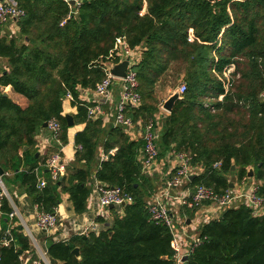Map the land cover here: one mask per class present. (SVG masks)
Returning a JSON list of instances; mask_svg holds the SVG:
<instances>
[{
	"label": "trees",
	"instance_id": "1",
	"mask_svg": "<svg viewBox=\"0 0 264 264\" xmlns=\"http://www.w3.org/2000/svg\"><path fill=\"white\" fill-rule=\"evenodd\" d=\"M14 1L24 15L17 20L18 40L0 33V58L7 61L6 69L0 67V89L10 86L27 106L19 107L0 91V167L14 173L11 183L21 182L40 210L52 213L61 194H67L75 214L86 210L101 130L77 100L81 90L94 89L104 77L102 63L120 36L129 49L141 52L133 66L140 104L126 110L132 122L153 121L159 111L156 85L163 77L175 81L172 88L186 85L164 119L159 148L192 157L200 173L188 187L203 185L222 195L229 189L228 175L239 182L253 178L255 193L264 200V0H80L74 12L64 0ZM230 65L234 72L225 92L222 75ZM68 94L77 108L75 124H86L74 137L75 161L83 168L65 166L60 181H53L48 170L38 189L34 137L55 119L62 129L59 141L66 142L61 112ZM113 135L118 148L97 165L95 180L124 190L132 201L108 208L107 217L97 216L86 235L49 241L50 264H176L171 231L148 211L146 198L153 190L138 160L143 140L129 141L117 127ZM250 168L253 175L247 178ZM181 210L189 220L195 212ZM10 211L4 198L0 212ZM5 231L12 241L0 248V264H20V252L30 249L28 239L17 227ZM75 248L78 256L72 254ZM183 264H264V210L255 213L244 203L226 208L199 229Z\"/></svg>",
	"mask_w": 264,
	"mask_h": 264
},
{
	"label": "crops",
	"instance_id": "2",
	"mask_svg": "<svg viewBox=\"0 0 264 264\" xmlns=\"http://www.w3.org/2000/svg\"><path fill=\"white\" fill-rule=\"evenodd\" d=\"M69 2L68 6L70 9V12L74 11V5L71 4L73 2L72 0H64ZM146 12V4H143V9L141 11V14L143 15ZM18 19H12L5 23L3 26H0V33L1 36L5 37L7 40L15 39L18 40L20 38L19 35V28L17 25ZM191 31V30H190ZM189 31V37L192 38L191 32ZM140 48H136L132 50L131 59L133 57L134 60H139L141 52L139 51ZM119 55L118 61H123L126 59V56H124L120 51L117 53ZM109 61H106V64H109ZM0 67L2 69H6L7 67V61L4 58H0ZM231 67H226L223 71L225 72L227 69ZM223 72V73H224ZM166 79V77H165ZM164 77L160 80V82L157 83L156 86L163 83ZM166 82V81H164ZM179 85V83H178ZM177 86V85H176ZM170 88V92L168 91L167 97L165 99L159 100V111L153 116V121L155 123L156 129L158 131V145H160V137L164 130V119L166 117L167 113L162 109V105L164 101H166L171 95L174 94V92L177 90V87ZM0 91L2 92L3 96L8 97L11 99L14 103H16L19 107L25 108L27 106V101L25 98H23L20 95H17L12 92V89L10 86L1 88ZM120 96V84L115 81L111 87L110 94L108 97L100 99L99 101V111L96 113V115L91 118L92 121H99L100 122V130L101 133L99 135V143L96 150V163L92 165L91 168V174H90V193L87 199L86 203V210L84 213L81 214H75L72 210L71 203L68 200L67 194H61L60 197V203L57 205L56 208H54L60 222V226L57 227L55 231L52 232H45L38 230L35 227V205L33 204L32 200L27 196L26 191L24 187L22 186L21 182L17 181L16 183H11V180H13L14 173L12 172H4L3 178L7 177L8 180H5L3 182L4 188L6 191V201L9 204V207L11 208V211H15V215L10 218L8 214L2 216L0 212V235H2L3 229L7 230L11 227H17L19 231H22V233L27 237L30 249L28 251L20 252L19 255V261L20 264L25 262L26 264H33L38 260L41 256V252H46V245L49 241L51 242H60V241H67L72 236L79 234L84 229H88L91 227V225H94V219L97 217V212H99V209L97 207V194L95 191V187L98 181L95 180V171L97 165L107 160L109 156H112L117 148L119 140L111 141L112 138H115V135H113V129L116 128L114 125V118L116 115V104L119 100ZM157 98V97H156ZM158 99V98H157ZM78 102H80L82 105H85L87 108L92 107L95 105L96 97L93 93V89H85L81 90L78 95ZM175 104V103H174ZM174 106V105H173ZM127 107H134L131 105H127ZM138 107V106H136ZM134 107V108H136ZM66 114H71L73 119V125L71 127H67L65 130V138L66 142L59 147V151L61 154L62 162L65 166H71L77 169L83 168L82 163H77L75 161V152H76V145L74 143V137L75 134L78 132H81L86 124L85 122H76L74 116L77 114V108L76 106L72 105V101L68 98H64L62 101V112L61 116L64 117ZM152 121V120H151ZM66 124V122H65ZM145 126V121L143 120H137L132 122V128H124V127H117L120 128L123 135L129 140V141H138L142 139V133ZM109 141V144H112L113 146L108 149L106 147V141ZM35 150H36V156L39 158L40 164L39 168L36 169V172H39V169L45 168L43 170L40 169V174L38 177V184L41 181H45V177L42 175L43 173L49 172L46 168V160L48 157L52 154L51 149H57L56 143L50 142L48 131L46 128L41 130L35 137ZM28 148L25 146L23 147V151L27 150ZM22 152H19V156H22ZM143 150H139L138 154V160L140 161V164L142 166V171L145 174V176L148 178L152 185L153 194H151L148 198H146V202L149 204L154 199L159 200L163 203H165L171 210V213L175 217V237L178 239V246L180 253H184L187 248L190 246V244L196 239L199 229L206 223H208L210 220H212V217H214L215 212L209 205H203V207L195 212L191 219L189 220L187 216L184 214V209L180 206L178 199L186 194V189H176L172 190L170 192H165L164 184L165 179L162 177L161 172L166 171L167 168L170 169L168 165V161L164 157V155H160L149 167H145L143 165ZM3 170V169H2ZM21 170V168H20ZM198 171V170H196ZM170 173V170L168 171V174ZM200 172L198 171V174ZM196 177V176H195ZM231 180L230 183H232V187L229 186V190L236 194L240 192L241 190H245L248 186H254L255 183H257L253 178L248 179V181L244 184L242 182L237 181V179L234 177V175H228L227 180ZM37 184V186H38ZM38 188V187H37ZM39 189V188H38ZM189 190H191L189 188ZM107 214V210H106ZM181 217H178V216ZM107 217V216H105ZM178 217V218H176ZM184 220V226L181 225L180 221ZM187 221H189L187 223ZM4 227V228H3ZM1 237V236H0Z\"/></svg>",
	"mask_w": 264,
	"mask_h": 264
},
{
	"label": "built area",
	"instance_id": "3",
	"mask_svg": "<svg viewBox=\"0 0 264 264\" xmlns=\"http://www.w3.org/2000/svg\"><path fill=\"white\" fill-rule=\"evenodd\" d=\"M72 1L75 11V9L80 5V0ZM232 1L234 2L239 0ZM66 3L69 4L68 1H66ZM23 15L24 10L18 7L14 0H0V26H3L5 23L12 19H19ZM189 40L191 41L192 38L189 37ZM119 51L124 56H126V59H129V64L125 72L124 78H115L111 74L112 67L115 64L119 63V61L116 62L115 60L116 56L119 58V55L117 54ZM132 53V50L129 49L125 44L124 36L115 38L113 49L109 52L108 57H106V60L102 63L104 77L95 84V87L93 89L96 101L94 106L87 108L88 119H91L96 115V113L99 111L98 104L100 99L108 97L113 83L117 81L120 84V96L116 104V115L114 118V125L116 127L132 128V121L129 117L126 116L127 105L129 104L131 106L136 107L140 104L137 74L133 68V66L137 63V60H134L133 57L131 59ZM106 61H109L110 63L106 64ZM233 72L234 67L233 65H231V67L227 69L222 75L225 79V92L230 86V84H228V80L230 79V74H232ZM177 91L181 96L186 91V85L183 82H180L177 87ZM260 97L264 100V93H262ZM66 98L72 101L71 95H66ZM221 99L222 96H219L218 100ZM46 129L48 131L50 142L52 141L53 143H56V150H58L48 157L45 165L46 168L50 171L52 180L55 181L62 177L65 173V165L62 162L61 154L59 151V147L62 146L61 142L59 141L62 129L60 123L55 119H52L47 122ZM142 140L144 144L142 149L144 154L143 165L146 168L149 167L161 154H163L166 160L168 161L170 169L167 168L166 171H163L160 174L165 179V192H170L178 188L186 189V194L178 199L179 204L182 208H187L197 212L203 207V205H209L215 212V215L214 217H212V219L217 218L222 211H224L226 208L233 207V205L237 203L246 204L255 213L263 212L264 200L262 198L257 197L255 193L256 186H248L245 190H241L236 194H233L229 189H227L222 195L215 193L213 189L203 185H196L195 187H193L192 190H189V177L192 175H198L196 174V169L192 166V157L183 151H178L171 147L161 153L157 142L158 131L156 129L154 121H149L144 126ZM220 165L221 164L219 162H216L213 164V168L218 169ZM169 170L170 173L168 174ZM2 178L3 176H0V206L2 200L7 196ZM241 182L242 184H244L247 182V179L243 178ZM37 187L39 189L43 188L44 182H39ZM95 191L98 200L97 207L99 209V212H97V216H105L106 210L110 205L121 206L128 204L132 201L131 196L118 187H108L101 183H97ZM35 211V227L38 230L52 232L60 226L59 218L55 210H53L52 213L45 212L40 210L38 205H35ZM148 211L151 219L162 223L171 231L173 235V245L176 250V253L174 255L176 264H183L182 259L183 257H187L189 255L192 249V244L195 242V240L190 244V246L184 253H180L178 239L175 237V217L171 213L170 208L165 203L154 199L148 204ZM219 211L221 212L218 214ZM14 215L15 211H11L8 214L10 218H12ZM180 223L184 226L185 221L181 220ZM90 229H94V225H91L90 228L84 229L82 232L76 235H86V233ZM11 241L12 239L10 236V232L5 231L3 233V236L0 238V248L7 247ZM40 256L41 257L36 260V262H34L33 264H50L46 256V252H41ZM21 264L26 263L23 262Z\"/></svg>",
	"mask_w": 264,
	"mask_h": 264
},
{
	"label": "water",
	"instance_id": "4",
	"mask_svg": "<svg viewBox=\"0 0 264 264\" xmlns=\"http://www.w3.org/2000/svg\"><path fill=\"white\" fill-rule=\"evenodd\" d=\"M207 1H209L211 3L214 2V0H207ZM71 4L73 5V2H71ZM128 64H129V59H125L123 61H120L119 63L115 64L112 67L111 74L115 78H124ZM180 97L181 96L179 95L178 91L176 90L173 95H171L166 101H164V103L162 105V109L164 111H166L167 113H171L174 103L177 100H179ZM64 119H65L67 127H71L73 125V119H72L71 114L64 115ZM46 127H47V123H44L42 125V128H46ZM233 169H234V166L232 165L231 170H233ZM3 174H4V172H3L2 168L0 167V176H3ZM252 175H253V169L250 168L247 172V178H251ZM61 178L62 177L59 178V181L61 180ZM194 178H195V175H192L189 177V180L192 181ZM229 186L232 187V184L230 183ZM108 208L109 209L113 208V205H110ZM188 222L189 221H187V223ZM72 254H74L75 256H78L79 255L78 249L77 248L73 249ZM186 259H187V257H183L182 262H185Z\"/></svg>",
	"mask_w": 264,
	"mask_h": 264
},
{
	"label": "rangeland",
	"instance_id": "5",
	"mask_svg": "<svg viewBox=\"0 0 264 264\" xmlns=\"http://www.w3.org/2000/svg\"><path fill=\"white\" fill-rule=\"evenodd\" d=\"M175 84V81L173 79H170V81H166L165 83H161L159 84L157 87H156V98L157 101L159 102L160 98L161 99H165L167 97V93L168 91L170 92V88ZM178 86V84H177ZM176 86V87H177ZM160 97V98H159ZM196 174H198V171H196ZM229 182L231 181L230 179L228 180ZM248 181V180H247ZM232 184V183H231ZM257 183L254 184V186H256ZM237 205H240V203H237V204H234L233 207H236ZM221 211L218 212V214L220 213ZM217 214V215H218ZM178 216V215H177ZM178 217H181V216H178Z\"/></svg>",
	"mask_w": 264,
	"mask_h": 264
}]
</instances>
